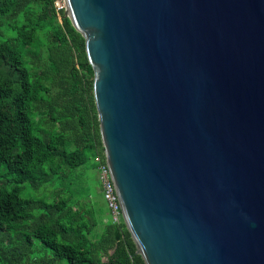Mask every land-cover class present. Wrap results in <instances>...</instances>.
<instances>
[{"label":"water","instance_id":"95a60500","mask_svg":"<svg viewBox=\"0 0 264 264\" xmlns=\"http://www.w3.org/2000/svg\"><path fill=\"white\" fill-rule=\"evenodd\" d=\"M145 264H264V0H64Z\"/></svg>","mask_w":264,"mask_h":264},{"label":"trees","instance_id":"16d2710c","mask_svg":"<svg viewBox=\"0 0 264 264\" xmlns=\"http://www.w3.org/2000/svg\"><path fill=\"white\" fill-rule=\"evenodd\" d=\"M65 13L0 0V264H145L92 173L94 73Z\"/></svg>","mask_w":264,"mask_h":264},{"label":"built area","instance_id":"2783aa9c","mask_svg":"<svg viewBox=\"0 0 264 264\" xmlns=\"http://www.w3.org/2000/svg\"><path fill=\"white\" fill-rule=\"evenodd\" d=\"M63 4L66 11L64 0H63ZM95 162L97 163V173H98V179L101 184L102 195L109 209L111 219L113 223L116 224L124 223L122 208L105 157L103 158L98 155L95 158Z\"/></svg>","mask_w":264,"mask_h":264},{"label":"rangeland","instance_id":"374dc122","mask_svg":"<svg viewBox=\"0 0 264 264\" xmlns=\"http://www.w3.org/2000/svg\"><path fill=\"white\" fill-rule=\"evenodd\" d=\"M5 38H6V36H5ZM91 171H92V170H91ZM92 173L94 174L95 177H97V174H98V173H97V170H96V171H92Z\"/></svg>","mask_w":264,"mask_h":264}]
</instances>
